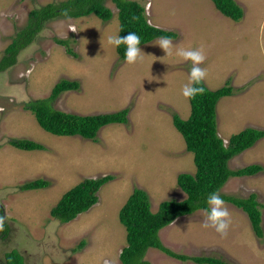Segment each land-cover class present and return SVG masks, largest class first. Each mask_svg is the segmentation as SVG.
<instances>
[{"label": "rangeland", "instance_id": "obj_1", "mask_svg": "<svg viewBox=\"0 0 264 264\" xmlns=\"http://www.w3.org/2000/svg\"><path fill=\"white\" fill-rule=\"evenodd\" d=\"M63 0H0V58L15 32L38 6ZM141 4L150 25L177 35L173 54L166 55L157 39L142 45L132 64L120 61L107 37L119 33L117 9L103 22L94 15L60 18L47 23L30 46L20 52L14 67L0 72V205L10 227L0 239V264L17 252L23 264H121L126 244L119 211L134 189L145 191L150 208L181 201V173L194 174L193 154L187 152L172 116L186 120L190 61L177 49L202 50L203 80L210 90L226 83L233 94L216 106L218 136L226 145L245 128L264 130V0H235L243 18L223 16L211 0H132ZM74 29V31H71ZM55 39L68 40L77 57L69 56ZM78 81V91L65 92L52 106L76 115H98L128 109L126 124L103 127L95 140L59 137L45 132L23 105L47 98L61 80ZM25 139L44 147L22 151L8 144ZM257 164L253 176L230 177L219 194L245 199L256 194L263 237L257 238L246 213L225 202L230 214L227 234L203 228L204 213L177 218L159 232L162 244L188 257H212L227 264H264V137L228 163L232 171ZM114 177L98 191V201L74 221L60 224L51 217L63 194L87 178ZM45 180V189L21 191L19 186ZM84 241L76 252L74 249ZM149 264L181 262L156 249L144 257Z\"/></svg>", "mask_w": 264, "mask_h": 264}, {"label": "trees", "instance_id": "obj_2", "mask_svg": "<svg viewBox=\"0 0 264 264\" xmlns=\"http://www.w3.org/2000/svg\"><path fill=\"white\" fill-rule=\"evenodd\" d=\"M111 2L117 9L119 20V35L135 32L141 37V45L147 44L160 36L174 40L177 35L171 31L162 30L150 25L145 16L144 7L132 0H63L51 2L33 8L27 17L26 24L18 29L10 43L3 50L0 58V72L14 67L22 50L30 46L43 31L45 25L60 18L78 19L94 15L103 22L112 17V11L106 6ZM214 7L226 18L239 22L243 18V10L235 0H211ZM55 42L65 48L67 55L74 58L68 40L55 39ZM125 46L116 48L120 61H124ZM204 88L202 94L188 99L190 115L182 120L178 115L172 116V124L182 136L185 149L193 154L194 174L181 173L177 176V185L185 194L181 201L167 200L159 204L156 212L150 208L149 197L141 189H134L119 211V221L125 228L126 244L119 254L121 264H149L144 260L149 249H156L181 262L195 264H227L212 257H188L177 254L166 248L159 237V232L169 226L177 218L189 216L205 207V199L209 193L220 192L230 177L253 176L263 171L257 164L248 165L232 171L228 168L229 161L236 155L251 148L264 137V130L245 128L230 136L227 144L218 136L216 122V106L218 102L233 94V87L226 83L216 89H208L203 81L199 85ZM78 81L61 80L44 99L31 100L23 105V109L32 113L37 124L47 133L59 137L79 136L85 140H95L99 131L111 124H126L128 109L118 112L98 115H76L53 108L52 103L65 92L78 91ZM8 144L22 151H40L44 147L30 140L10 139ZM106 175L98 178H87L63 194L51 210V217L60 224L74 221L80 214L87 212L98 201L100 188L113 180ZM50 185L45 180H35L19 186L21 191L45 189ZM226 203L241 209L251 224L254 235L263 237L261 228L260 204L256 194H250L245 199H237L219 194ZM0 217L3 227L0 228V239L7 240L10 227L5 217V210L0 205ZM84 245L81 242L74 252ZM5 264H23L20 255L12 251L5 256Z\"/></svg>", "mask_w": 264, "mask_h": 264}, {"label": "clouds", "instance_id": "obj_3", "mask_svg": "<svg viewBox=\"0 0 264 264\" xmlns=\"http://www.w3.org/2000/svg\"><path fill=\"white\" fill-rule=\"evenodd\" d=\"M74 31V29H71ZM107 43L110 46L119 48L125 46L124 59L127 63H135L143 52L141 51V37L135 32H127V35L121 37L119 34L107 37ZM166 55L173 54V44L169 37L160 36L157 38V44ZM175 55L182 58L184 61H190L188 72V82L183 86L181 94L183 97L192 99L204 92V88L199 85L206 77V69L200 67L204 62L205 56L202 50L193 48L177 49ZM205 207L200 211L204 213L203 228H213L216 233L224 236L230 226V214L225 206L224 199L218 192L209 193L205 199ZM3 227V218L0 217V228Z\"/></svg>", "mask_w": 264, "mask_h": 264}]
</instances>
